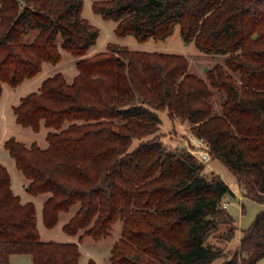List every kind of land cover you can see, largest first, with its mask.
Wrapping results in <instances>:
<instances>
[{
    "label": "trees",
    "instance_id": "obj_1",
    "mask_svg": "<svg viewBox=\"0 0 264 264\" xmlns=\"http://www.w3.org/2000/svg\"><path fill=\"white\" fill-rule=\"evenodd\" d=\"M83 5L0 0V97L4 81L18 86L44 61L61 60L59 34L61 46L81 56L71 82L56 72L13 107L21 125L53 128L48 146H28L13 136L5 142L28 190L49 193L45 225L53 227L60 212L78 205L64 230L84 229L81 236L99 239L123 219L110 264H207L219 256L225 257L221 264H255L264 256V207L232 253L207 241L221 223L224 236L234 233V218L223 205L224 195L234 192L191 151L161 139L157 110L165 107L193 124V132L209 141L212 157L236 175L243 194L264 203V0H94L96 12L118 21V35L162 39L180 24L186 42L226 55L208 81L188 72L181 53L112 46L83 57L99 35L82 16ZM30 30L38 33L24 41ZM211 87L225 93L219 112ZM146 134L153 136L131 149L133 138ZM16 253L31 254L32 264H80L81 256L75 241L40 238L34 202H22L0 164V264H10Z\"/></svg>",
    "mask_w": 264,
    "mask_h": 264
},
{
    "label": "rangeland",
    "instance_id": "obj_2",
    "mask_svg": "<svg viewBox=\"0 0 264 264\" xmlns=\"http://www.w3.org/2000/svg\"><path fill=\"white\" fill-rule=\"evenodd\" d=\"M94 0H84L82 8V16L86 17L92 24L99 28V35L94 44L90 46L83 57L91 56L99 51H110L112 46L117 49L127 47L131 50L142 51H163L184 54L189 60L188 72L198 75L208 81L209 71L215 64H224L226 55H218L204 52L198 48L192 40L186 42L182 35L180 24H176L173 32L162 39L150 37L141 41L134 34L118 35L116 27L118 21L112 18H104L101 13L93 9ZM38 33V30H30L23 37L24 41H31ZM56 43L61 51L62 58L58 63L44 61L41 71L33 76L26 78L20 85L12 86L8 82H3V91L0 97V164L8 169L11 175V185L15 194H17L22 202L32 201L36 206L37 224L42 240L56 241H75L80 247V264H87L90 258L96 261V264H110L111 248L122 235L123 219H117L108 232L94 239L88 234H84L82 229L77 234H69L63 228L64 223L76 211L78 205L73 206L69 211H62L59 214L58 222L53 227H47L43 220V205L49 193H32L28 190L27 184L29 180L23 172L16 166L14 158L10 155L9 150L5 147V142L10 137L24 142L30 146L34 141L41 147H47L49 142L46 138L47 132L53 130L42 124L39 131H34L31 127L23 126L16 121V114L13 107L17 105L21 98L33 91H39L41 84L45 78L56 73L62 72L66 79L71 82L78 73L76 61L81 56H75L73 53L64 49L62 44V36L59 34ZM109 43V45H108ZM119 55L125 56L124 53ZM126 57V56H125ZM234 76L238 79L239 74L234 72ZM213 95L211 102L214 110H221V103L225 98L222 90L211 87ZM158 113L162 119L158 133L161 139L168 143L171 148L186 149L190 151L187 139L193 130V124L181 116L172 117L167 108H159ZM68 125V123H66ZM153 134H146L141 137L135 136L131 144V149L135 148L142 139H148ZM207 172L214 171L222 174L226 182L230 185L232 191L224 195L223 201H228L227 211L233 216L236 229L229 237L224 236L226 233V225L221 223L218 228L213 229L207 235V241L222 248L224 252L232 253L235 251L242 236V230L248 227L255 219L257 213L263 209L264 203L255 200L243 194V189L237 181L236 175L232 170L219 158H211L204 162ZM81 236V238H80ZM146 259H151L148 254L144 255ZM224 256H219L207 264H221ZM10 264H32V255L29 253H16L11 256ZM255 264H264V256Z\"/></svg>",
    "mask_w": 264,
    "mask_h": 264
},
{
    "label": "built area",
    "instance_id": "obj_3",
    "mask_svg": "<svg viewBox=\"0 0 264 264\" xmlns=\"http://www.w3.org/2000/svg\"><path fill=\"white\" fill-rule=\"evenodd\" d=\"M190 151L202 162H205L211 158L209 141L201 135L195 132H190L187 139ZM223 205L226 207L228 201H223Z\"/></svg>",
    "mask_w": 264,
    "mask_h": 264
}]
</instances>
